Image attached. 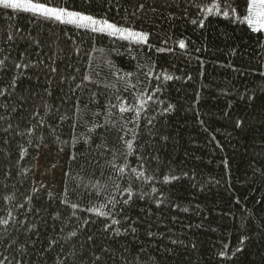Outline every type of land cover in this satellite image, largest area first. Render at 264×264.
Wrapping results in <instances>:
<instances>
[{"label":"trees","instance_id":"obj_1","mask_svg":"<svg viewBox=\"0 0 264 264\" xmlns=\"http://www.w3.org/2000/svg\"><path fill=\"white\" fill-rule=\"evenodd\" d=\"M24 1L147 40L0 7V264H264L249 0Z\"/></svg>","mask_w":264,"mask_h":264},{"label":"rangeland","instance_id":"obj_2","mask_svg":"<svg viewBox=\"0 0 264 264\" xmlns=\"http://www.w3.org/2000/svg\"><path fill=\"white\" fill-rule=\"evenodd\" d=\"M17 2L25 3V4H28V3L33 4L32 2H28V1H24V0H17ZM33 5H34V7H43V8H47L49 10H52V11L66 13L67 15L62 17V19H67L69 16L84 17L86 19H91L89 17H86V16L78 14V13L56 10V9L48 8V7H45V6H42V5H38V4H33ZM254 5H255V7H253ZM248 10H249V12H248V16H247V21H248L247 24L253 30H254V28H260L262 25H264V0H249ZM19 11H21V10H19ZM28 13L35 14L33 12H28ZM36 15L37 16H42V15H38V14H36ZM42 17L47 18V16H42ZM91 20H93V19H91ZM56 21H58V20H56ZM94 21L96 22L94 26L93 25H89V24L80 25V21L79 20H76L73 23H66V24H71V25H76V26H80V27H85V28H88L90 30H93V27H95V31H100L102 33H106V34H109L111 36H115V37H118V38H121V36H120L121 32H123L125 34H127V33H135V32H132V31L125 30L123 28H119V27L114 26V25L109 24V23L99 22V21H96V20H94ZM105 25H111L112 27L116 28L117 31L116 32H112L110 29H106L104 27ZM260 31H264V30H260ZM135 34H139V35L145 36L144 34H140V33H135ZM121 39L135 41V37L134 36L133 37H128V38H121Z\"/></svg>","mask_w":264,"mask_h":264},{"label":"snow or ice","instance_id":"obj_3","mask_svg":"<svg viewBox=\"0 0 264 264\" xmlns=\"http://www.w3.org/2000/svg\"><path fill=\"white\" fill-rule=\"evenodd\" d=\"M0 7H3L5 9L11 8L13 10H21L24 12H33L38 15L47 16V18L58 20L60 23H73L76 20L80 21V25L89 24V25H95V21L91 19H86L84 17H75V16H69L67 19H62V17L66 16L67 14L64 12H57L52 11L47 8L43 7H34L33 4H25V3H19L17 0H0ZM255 7V5L253 6ZM211 11V10H209ZM106 29H110L112 32H116L117 29L112 27L111 25H105ZM254 30H264V25H262L260 28H254ZM93 31H95V27H93ZM121 38H128V37H135V42L138 43H144L147 40L146 36H142L135 33H120ZM181 48L184 47V45L181 43ZM127 109H122V111H126ZM131 147V145H129Z\"/></svg>","mask_w":264,"mask_h":264}]
</instances>
